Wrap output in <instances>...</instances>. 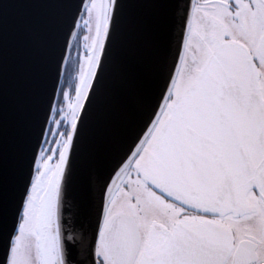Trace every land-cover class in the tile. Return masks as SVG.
Instances as JSON below:
<instances>
[{
    "label": "snow or ice",
    "instance_id": "1",
    "mask_svg": "<svg viewBox=\"0 0 264 264\" xmlns=\"http://www.w3.org/2000/svg\"><path fill=\"white\" fill-rule=\"evenodd\" d=\"M16 7L0 2V264H264V0H164L142 27L147 62L125 46L132 0L61 5L44 126L10 206Z\"/></svg>",
    "mask_w": 264,
    "mask_h": 264
},
{
    "label": "water",
    "instance_id": "2",
    "mask_svg": "<svg viewBox=\"0 0 264 264\" xmlns=\"http://www.w3.org/2000/svg\"><path fill=\"white\" fill-rule=\"evenodd\" d=\"M2 2V0H0ZM17 7L7 21L6 42L9 72L8 114V198L27 170L45 119L46 95L50 89L49 64L59 43L60 33L69 15L64 3L79 4L80 0H11ZM164 0H132L125 46L135 57L149 59L141 34L145 24L162 19ZM103 129V111L86 130V138L94 142ZM42 138V136H41ZM85 228L87 221H83Z\"/></svg>",
    "mask_w": 264,
    "mask_h": 264
}]
</instances>
